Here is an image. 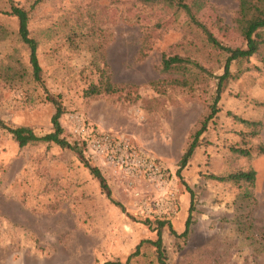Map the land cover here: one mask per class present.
Wrapping results in <instances>:
<instances>
[{
    "label": "rangeland",
    "instance_id": "rangeland-1",
    "mask_svg": "<svg viewBox=\"0 0 264 264\" xmlns=\"http://www.w3.org/2000/svg\"><path fill=\"white\" fill-rule=\"evenodd\" d=\"M11 1L29 9L38 0H0V120L49 133L56 97L65 135L81 150L21 147L0 125V264H125L139 245L129 264H160L151 243L159 221L177 232L163 228L168 264H264L258 172L255 188L210 177L255 169L264 155V55L232 64L237 77L224 83L221 110L178 175L215 102L230 55L224 48L247 47L239 0L189 1L218 43L175 5L39 0L29 28L39 43L42 83L30 74L10 78L22 65L30 68L18 20L6 13ZM176 55L191 62L165 71L163 57ZM107 78L122 89L86 95ZM255 122L261 126L249 124ZM104 136L129 144L158 169L112 162L93 144ZM86 164L101 170L112 199ZM190 214V232L179 236Z\"/></svg>",
    "mask_w": 264,
    "mask_h": 264
},
{
    "label": "trees",
    "instance_id": "trees-1",
    "mask_svg": "<svg viewBox=\"0 0 264 264\" xmlns=\"http://www.w3.org/2000/svg\"><path fill=\"white\" fill-rule=\"evenodd\" d=\"M148 4H155V3H166L170 5H175L178 10H181L187 14L190 18L191 22L202 29L210 39L218 43V40L214 38L212 32L207 28L205 24H203L194 14L189 1L190 0H142ZM39 0L36 1L29 9L17 5L13 1L10 3V10L6 13L8 15L14 16L17 18L19 23V38L20 40L28 47L29 49V65L30 68L22 65V68L19 69L17 72L13 74L10 78H17L23 79L25 76L30 74L35 82L42 83L44 81V71L39 61L38 56V46L39 43L37 39H35L29 28V22L31 18L32 10L36 7ZM239 17L237 19L238 27L246 40L247 47H237V48H224L226 51L230 53L226 67L225 73L220 78V83L217 91V96L213 106L211 107L210 113H208L204 119L202 120L200 127L196 129L192 134V140L182 156L180 160V169L178 171V175L181 176V171L185 169L192 159L195 151L198 147H200L202 141L201 138L204 133L207 132L209 128L210 122L217 116L220 112L221 108L219 107V102L222 98V92L224 83L229 81L234 76L231 73V66L234 62L238 61H245L249 60L253 56H260L264 55V0H239ZM190 59L188 57H183L180 55L176 56H164L162 60L163 69L165 71H176L182 69L185 65L190 63ZM175 82H179V80H175ZM122 88L117 86L115 83H112L110 79H104L98 84L92 85L90 88L86 90V95L95 96L100 95L103 93L113 94L117 91H120ZM59 97V96H58ZM51 101L54 102L56 107V112L52 118L53 129L49 133L44 135L37 134L33 129L27 127H19L14 128L11 126L6 125L3 121L0 120V125L5 128L9 133H11L14 138L17 140L21 147H25L31 144L37 143H53L61 148L72 149V150H81V148L77 144H73L70 140H68L67 136L65 135V129L61 123V118L65 112L64 107L61 101L54 97L51 98ZM250 125L254 126H261L260 123H249ZM234 151L239 153L242 156L251 157L253 156L252 151L247 148H233ZM258 153L264 154V145L258 146ZM87 167L91 170L92 174L100 179L101 186L103 189L107 190V195L110 199H112L111 191L106 184V180L98 167H93L89 164H86ZM212 179L218 181H231L235 183L244 182L249 184L250 187L255 188L256 181H257V171L253 168L249 170H239L238 172L230 173L227 176H217V175H210ZM246 196H253V191ZM192 198H194V192H192ZM114 202V200H112ZM259 202V201H258ZM117 205H121L118 202H114ZM193 208H191L192 212ZM192 224V214L189 215L188 220L186 222V229L185 231L179 235L182 237H186L191 228ZM169 225L173 234H177V232L173 229L172 225L168 221H159L158 222V239L155 241H151L154 246L157 248L158 259L160 264H168L167 257L165 255L164 250V243H163V228ZM141 245L138 246V250L135 254L130 256L125 264H129L131 258L134 255L139 253V248ZM107 264H123L121 262H111Z\"/></svg>",
    "mask_w": 264,
    "mask_h": 264
},
{
    "label": "built area",
    "instance_id": "built-area-1",
    "mask_svg": "<svg viewBox=\"0 0 264 264\" xmlns=\"http://www.w3.org/2000/svg\"><path fill=\"white\" fill-rule=\"evenodd\" d=\"M93 144L100 152H107L112 162H116L122 166H144L152 171L158 169L154 162L143 158L129 144L117 140L112 136L95 138Z\"/></svg>",
    "mask_w": 264,
    "mask_h": 264
},
{
    "label": "crops",
    "instance_id": "crops-1",
    "mask_svg": "<svg viewBox=\"0 0 264 264\" xmlns=\"http://www.w3.org/2000/svg\"><path fill=\"white\" fill-rule=\"evenodd\" d=\"M256 171L258 172L259 190L257 192V197L260 205V217L264 218V155L260 158L259 165H254Z\"/></svg>",
    "mask_w": 264,
    "mask_h": 264
}]
</instances>
